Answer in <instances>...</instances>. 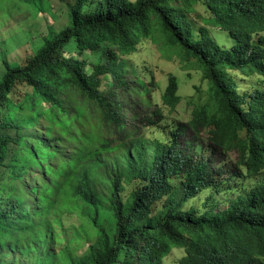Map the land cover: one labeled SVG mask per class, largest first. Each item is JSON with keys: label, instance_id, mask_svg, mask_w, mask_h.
Listing matches in <instances>:
<instances>
[{"label": "trees", "instance_id": "16d2710c", "mask_svg": "<svg viewBox=\"0 0 264 264\" xmlns=\"http://www.w3.org/2000/svg\"><path fill=\"white\" fill-rule=\"evenodd\" d=\"M67 6L68 25L25 64L1 58L0 264L17 253L27 264H164L173 249L185 252L178 264H264V0ZM147 39L207 86L165 140L145 136L166 118L124 59ZM72 40L96 64L66 58ZM232 72L262 79L241 93ZM179 91L170 75L171 112ZM229 153L238 161L224 172L212 157L228 168Z\"/></svg>", "mask_w": 264, "mask_h": 264}, {"label": "rangeland", "instance_id": "374dc122", "mask_svg": "<svg viewBox=\"0 0 264 264\" xmlns=\"http://www.w3.org/2000/svg\"><path fill=\"white\" fill-rule=\"evenodd\" d=\"M43 3L44 10L38 11L26 5L21 0H0V63L1 58H6L9 62H18L23 65L28 57L34 53L43 37L54 30L61 31L68 25V3H74L75 0H37ZM198 14L203 17H209V14L201 5L197 6ZM199 25H203L197 15L192 16ZM211 27V25L209 26ZM213 34L220 39V33L217 30L212 31ZM226 40V39H225ZM232 45V43L230 44ZM230 45H228L230 47ZM66 58L78 57L88 60L90 66L96 64V60L90 56V52H85L82 56L78 55L75 40H72L70 46L64 50ZM128 61L130 72L128 77L131 80H142L151 89L148 96L153 101V108H162L166 120L160 124L158 128H145V136L148 139L165 140L171 131L176 127V123H187L191 118V106L188 101L196 95V87L206 89V83L202 81L201 73L195 68H185L176 57L166 55L159 43L147 39L138 49V52L124 58ZM92 69V67H90ZM175 75L180 82L179 95L182 97L180 105L172 111L167 109L162 102V95L168 83V77ZM232 78L240 84V92H251L254 90L252 85L259 84L262 77L254 76L246 79L245 76L238 72H232ZM153 83L155 85H153ZM139 85V84H137ZM260 88V87H259ZM25 92L24 88H20ZM207 137V132L204 133ZM167 142V141H164ZM207 155V154H206ZM229 167L220 163L218 157H212L213 162L218 168H222L224 172L230 166H235L238 157L235 153H229ZM232 168V167H231ZM246 185H252L253 180H247ZM208 194H202L197 200L190 202L189 206H197L202 208V202L207 198ZM223 200V197L217 198ZM228 203L224 201L220 208L223 210ZM65 226L75 223V218H68L64 221ZM58 249V247H57ZM185 252L181 249H173L171 254L164 260V264H178L180 259L184 257ZM29 260L21 257L19 253L8 255L5 262L10 264H27Z\"/></svg>", "mask_w": 264, "mask_h": 264}]
</instances>
